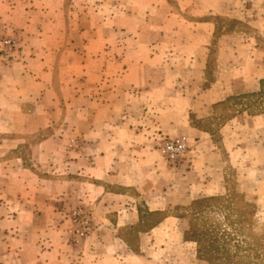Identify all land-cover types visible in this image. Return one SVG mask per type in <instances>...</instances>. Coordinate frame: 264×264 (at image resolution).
I'll use <instances>...</instances> for the list:
<instances>
[{
	"label": "crops",
	"instance_id": "crops-1",
	"mask_svg": "<svg viewBox=\"0 0 264 264\" xmlns=\"http://www.w3.org/2000/svg\"><path fill=\"white\" fill-rule=\"evenodd\" d=\"M32 1L0 0V44L9 31H14L16 35L22 32L18 31L22 26L18 17L10 18L7 14L34 12L32 7L35 2ZM61 1L64 3V0ZM163 2L155 5L153 11L171 12L168 1ZM181 2L179 11L194 17L191 24L195 25L197 32L193 35L183 39L162 37L165 28L160 26L159 38L151 40L144 35L145 24H134V28L138 29L137 38L129 41L138 47L147 42L157 46V51L153 53L154 61L161 63L160 46L165 44H181L187 52L180 61L183 63L173 64L165 72L161 64H157L147 75L159 78V83L162 76L191 78L185 88L171 79L169 90L175 102L179 94L191 93L186 108L195 111L197 118L209 115L216 104L230 95L262 91L264 0H191L187 6ZM211 13L237 21L239 29L214 37L217 22L206 18ZM213 44L215 51L211 49ZM31 45L28 44L29 51L26 48L24 52H16L13 58L2 53L0 48V135H3L0 139V264H112L103 261L92 263L87 257L92 254L100 259L103 256L107 258L114 248L117 252H131L139 258L143 257L147 243L146 246L141 243L139 252L134 249L137 246L131 245L120 232L123 227L141 221L142 199L151 212L165 211L174 205H187L200 197L220 192L224 186L223 162L236 168L239 179L248 171L244 166H264V112L233 115L221 123L217 134L195 127L187 119L184 132L194 136L196 150L192 152L194 156L202 153L204 164L199 166L195 160L192 164L186 161V167L180 165L174 170V177L171 176L174 180L169 178L168 184L163 182L161 169L156 165V152L149 150L155 137H147L146 147L140 148L142 152H123L122 147L130 149L126 140L118 139L121 132H126V129L120 130L117 126L122 124L123 119L115 120L108 115L99 117L98 112L89 122L81 121L78 111L73 112L72 119L68 116L80 139L78 150L53 152L54 143L62 140L60 134L58 137L53 135L31 147L29 163L21 152H16L21 137L48 127L60 118L47 100L50 86L48 70L44 66L39 72L31 68L34 62L44 61L46 57L34 53ZM248 50L253 52L249 54ZM130 57L139 63L134 68L127 63L121 75H145L144 67L140 66V60L144 58L138 53ZM102 58L103 55L100 58L92 55L86 61H101ZM114 59L109 52H105L106 62ZM106 66L101 75L114 76V72L110 71L113 68ZM95 74L91 69L89 75ZM192 80L195 82L192 83ZM190 84L197 86L191 89ZM127 102L125 108H129ZM130 130L136 135L148 132L130 127L127 132ZM225 152L226 161L217 163L212 160ZM242 187L246 195L250 194V186ZM165 188L167 191L163 194ZM249 200L257 201L255 198ZM77 205L85 206L100 228L81 247L68 244L65 231L66 211ZM174 221L182 224V228L175 232L179 242L193 249L191 256L195 258L185 264H205L196 258L197 243L185 241L189 224L185 216L165 214L157 224L140 233L141 240L149 239L152 244L153 239L174 236L173 229L169 228Z\"/></svg>",
	"mask_w": 264,
	"mask_h": 264
},
{
	"label": "rangeland",
	"instance_id": "rangeland-1",
	"mask_svg": "<svg viewBox=\"0 0 264 264\" xmlns=\"http://www.w3.org/2000/svg\"><path fill=\"white\" fill-rule=\"evenodd\" d=\"M163 1L64 0L63 3L61 0H33L34 12L19 11L16 14H7L10 18L18 17L22 25V30L19 28L18 31L22 32L16 35L14 31H9L1 41V52L13 58L16 52H24L26 48L28 50V44H32L34 53L39 56L45 55L44 61L34 62L31 68L39 72L44 66L48 70L50 86L47 100L53 107L52 111L58 113L57 116L60 117L48 127L23 135L16 152H21L30 163L28 153L31 152V147L53 135L58 137L59 134L62 140L54 143L53 152H75L81 144L71 121L73 112H80L79 118L83 122L94 119L98 112L99 117L108 115L115 120L123 119L122 124L117 126L120 130L126 129V132H121L118 139L126 140L130 144L129 150L126 147L121 148L123 152H142L140 148L146 147L147 137L150 136L149 139L151 136L155 137V142L149 146V150L156 152V165L161 169L163 182L168 184L169 178L174 180L172 174L180 165L186 167L187 162L192 164V160L197 161L199 166L204 164L202 153L194 156L192 152L193 149L196 150L194 136L184 132L187 119L193 126L217 134L221 123L233 115L242 112H264V83L262 91L230 95L225 101L216 104L209 115L197 118L195 111L186 108L192 94H179L175 102L171 99L173 94L171 95L169 90L171 79L178 81L179 87L185 88L191 78L162 76L159 83V78L147 75L150 69L155 65L157 67V64H161L162 71L165 72L171 65L173 67V64L183 63L180 61L187 52L181 44H165L160 46L161 63L154 61L153 53L157 51V46L147 42L138 47L129 41L137 38L138 29L134 28L136 26L134 24L138 22L145 24L144 35L151 40L159 38L160 26L165 28L162 37L167 38L183 39L197 32L195 25L191 24L194 17L190 13L179 11L180 1L183 6H187L191 0H167L168 10L171 8V12L165 10L154 12L153 7L164 4ZM206 18L217 22L214 37L238 30L240 27L237 21L217 14L211 13ZM246 37H249V34H246ZM9 39L15 43L12 49L5 45V41ZM90 39L93 42L90 43ZM211 49L215 51V44L211 45ZM105 52H109L115 59L106 62ZM133 52L134 55H131ZM252 52L253 50H248L249 54ZM135 53L144 58L140 60V66L144 67L145 75L137 77L121 75L127 63H130L131 68L137 67L138 60H131L130 57H135ZM171 53L174 54L172 59ZM92 55H98L99 58L103 55V58L101 61H86V58ZM184 63L189 64L185 61ZM191 63L194 64L192 61ZM106 65L110 69L113 68L110 71L114 72V76L101 75L105 72ZM91 69L96 72L95 76L89 75ZM193 82L195 80H192ZM130 85L132 88H129ZM196 86L190 84L191 89H195ZM126 100L129 108H125ZM68 116H71V119ZM129 127L134 130L146 129L148 132L146 135H136L131 133V130L127 132ZM181 136L187 137L189 147L180 158L170 161L161 154V145L167 140ZM2 137L3 135H0V139ZM212 160L217 163L226 161L227 153L221 154V157L215 156ZM222 167L224 186L216 195L200 197L187 205H174L170 209L157 212H151L146 201L142 199L141 221L123 227L120 232L131 245L137 246L134 249L139 252L142 249L141 243L144 242L145 246L147 243L148 247H144L145 251L142 252L143 257L139 258L131 252H117L114 248L107 258L103 256L100 259L89 254L87 260L92 263L103 261L112 264L190 262L195 258L194 255L191 256L193 249L191 250L189 245H183V242L181 244L175 236L177 229L182 228L178 221L169 225L174 236L153 239L152 244L149 239L141 240V232L147 231L165 214L170 213L189 219L184 235L185 241H192L190 239L193 237L200 239V246L197 245L200 254L197 250L196 258L205 264H264V166H244L248 171L241 174L240 179L233 165L230 163L225 165L223 162ZM246 185L250 186V194L247 195L242 187H247ZM165 191L166 188L163 194ZM250 198L257 201H250ZM77 209H82L86 213L91 226L90 231L79 238L75 230L80 228L82 223L75 221L74 211ZM65 219L66 241L75 247L83 246L100 230L93 214L82 205L71 206L66 211Z\"/></svg>",
	"mask_w": 264,
	"mask_h": 264
},
{
	"label": "built area",
	"instance_id": "built-area-1",
	"mask_svg": "<svg viewBox=\"0 0 264 264\" xmlns=\"http://www.w3.org/2000/svg\"><path fill=\"white\" fill-rule=\"evenodd\" d=\"M5 45L8 49H12L15 46V43L9 39L5 41ZM189 142L186 136H181L171 140L165 141L161 145V154L164 155L170 161H175L180 158L188 149ZM75 221H80L82 226L75 230L76 236L83 237L88 231H90V220L88 219L86 213L82 209H77L74 211Z\"/></svg>",
	"mask_w": 264,
	"mask_h": 264
},
{
	"label": "trees",
	"instance_id": "trees-1",
	"mask_svg": "<svg viewBox=\"0 0 264 264\" xmlns=\"http://www.w3.org/2000/svg\"><path fill=\"white\" fill-rule=\"evenodd\" d=\"M194 238V237H193ZM190 239V240H192V241H195L196 243H197V245H199L200 246V239H196V238H194V239ZM201 248V247H200ZM198 253L200 254V250L198 249Z\"/></svg>",
	"mask_w": 264,
	"mask_h": 264
}]
</instances>
